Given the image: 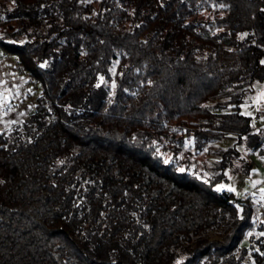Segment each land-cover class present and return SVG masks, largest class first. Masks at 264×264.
Segmentation results:
<instances>
[{
	"label": "trees",
	"instance_id": "1",
	"mask_svg": "<svg viewBox=\"0 0 264 264\" xmlns=\"http://www.w3.org/2000/svg\"><path fill=\"white\" fill-rule=\"evenodd\" d=\"M0 46L41 86L0 130V264H264L216 187L264 145V0H0Z\"/></svg>",
	"mask_w": 264,
	"mask_h": 264
},
{
	"label": "rangeland",
	"instance_id": "2",
	"mask_svg": "<svg viewBox=\"0 0 264 264\" xmlns=\"http://www.w3.org/2000/svg\"><path fill=\"white\" fill-rule=\"evenodd\" d=\"M30 79L28 74L18 67L16 55L0 46V130L11 127L33 110L41 86L33 85ZM256 86L253 95L242 104L241 110L248 115L250 113L256 130L261 129L264 132V82H258ZM232 142V139H227L221 145L226 146ZM198 157L190 169L206 173V158L203 154ZM250 157L252 171L243 173L226 170L228 179L218 182L216 187L221 190L231 189L235 197L247 198L252 193L248 198L252 200L256 214L242 244H251L258 248L259 241L264 242V145ZM251 249L252 247H249L250 251Z\"/></svg>",
	"mask_w": 264,
	"mask_h": 264
},
{
	"label": "snow or ice",
	"instance_id": "3",
	"mask_svg": "<svg viewBox=\"0 0 264 264\" xmlns=\"http://www.w3.org/2000/svg\"><path fill=\"white\" fill-rule=\"evenodd\" d=\"M246 35V34H245ZM262 63H264V61H262ZM249 115H250V113H249ZM262 235H264V234H262Z\"/></svg>",
	"mask_w": 264,
	"mask_h": 264
}]
</instances>
